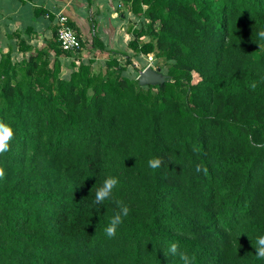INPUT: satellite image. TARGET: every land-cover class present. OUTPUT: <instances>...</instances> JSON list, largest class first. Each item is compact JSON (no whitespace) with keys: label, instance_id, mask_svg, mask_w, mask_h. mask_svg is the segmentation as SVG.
Instances as JSON below:
<instances>
[{"label":"trees","instance_id":"trees-1","mask_svg":"<svg viewBox=\"0 0 264 264\" xmlns=\"http://www.w3.org/2000/svg\"><path fill=\"white\" fill-rule=\"evenodd\" d=\"M126 2L163 84L0 56V264H264V0Z\"/></svg>","mask_w":264,"mask_h":264},{"label":"crops","instance_id":"crops-1","mask_svg":"<svg viewBox=\"0 0 264 264\" xmlns=\"http://www.w3.org/2000/svg\"><path fill=\"white\" fill-rule=\"evenodd\" d=\"M60 14L69 18V24L84 42L79 52L61 59L62 72L69 76L73 63L79 65L95 59L94 72H99L96 68L104 67L100 58H118L110 52L131 50L128 43L132 35L128 30L140 21L126 0H0V55L12 50L15 59H23L24 54L17 50L16 34L30 45L43 46L54 37ZM93 37L99 38L107 51L92 47Z\"/></svg>","mask_w":264,"mask_h":264},{"label":"rangeland","instance_id":"rangeland-1","mask_svg":"<svg viewBox=\"0 0 264 264\" xmlns=\"http://www.w3.org/2000/svg\"><path fill=\"white\" fill-rule=\"evenodd\" d=\"M136 22H137L136 24L138 25L139 20H137ZM128 27H130V25ZM128 32H129V30H128ZM148 40H149V38H145V41H148ZM110 53L113 55H118V59L121 61V63L125 64L127 66L125 74H127L132 79H138L140 73L148 67H150L153 70H158V71H160V73L162 75L167 76V66L161 60H158L155 57H147L145 55L136 54L134 51L126 50V49L118 50L117 53H113V52H110ZM127 53L130 54V56H129L130 61H131L130 64L126 63L125 55H127ZM105 54H107V53H105ZM94 57H96V56H94ZM104 57L105 58L99 59V60H101L102 65H104V63L108 60V58H111L112 56L111 55H105ZM69 68L72 70L71 66ZM101 69H103V68H96L95 71H100ZM69 72H70V70L68 71V73ZM62 75L66 76V77L69 76L68 74H65V71H64V73L62 72ZM194 77H195L194 78L195 81H197L199 79L197 74H194Z\"/></svg>","mask_w":264,"mask_h":264},{"label":"built area","instance_id":"built-area-1","mask_svg":"<svg viewBox=\"0 0 264 264\" xmlns=\"http://www.w3.org/2000/svg\"><path fill=\"white\" fill-rule=\"evenodd\" d=\"M59 45L62 50L77 53L83 46L79 33L69 24V18L60 14L56 30Z\"/></svg>","mask_w":264,"mask_h":264},{"label":"water","instance_id":"water-1","mask_svg":"<svg viewBox=\"0 0 264 264\" xmlns=\"http://www.w3.org/2000/svg\"><path fill=\"white\" fill-rule=\"evenodd\" d=\"M167 80L166 75H162L160 71L153 70L150 67L143 70L138 78L139 84L144 85H151V84H163Z\"/></svg>","mask_w":264,"mask_h":264}]
</instances>
